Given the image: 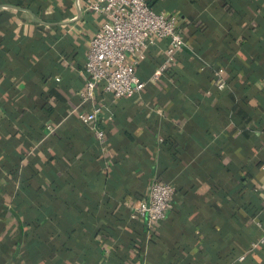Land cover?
I'll return each instance as SVG.
<instances>
[{"label":"crops","instance_id":"1","mask_svg":"<svg viewBox=\"0 0 264 264\" xmlns=\"http://www.w3.org/2000/svg\"><path fill=\"white\" fill-rule=\"evenodd\" d=\"M87 1L0 0V264H264V0H150L184 27L176 63L153 77L159 38L142 91L93 101ZM96 104L104 144L80 118ZM155 179L175 205L150 228Z\"/></svg>","mask_w":264,"mask_h":264},{"label":"built area","instance_id":"2","mask_svg":"<svg viewBox=\"0 0 264 264\" xmlns=\"http://www.w3.org/2000/svg\"><path fill=\"white\" fill-rule=\"evenodd\" d=\"M150 0H88L86 9L105 17L101 28L95 32L88 49L85 71L89 79L81 91L84 100L93 101L96 87L103 89L114 98L133 96L146 86L147 82L137 73L138 62L145 57L146 49L159 38L169 40L166 59L160 73L176 63L175 56L186 44L185 30L176 13L157 11ZM223 70L214 69L213 85L220 90L227 87ZM92 111L81 112V121L88 125L96 139L104 144L106 130L97 124L102 106H93ZM51 126H48L50 128ZM264 170V166H263ZM176 187L168 182L155 179L151 183L147 198L137 202L134 214L142 216L150 228L159 224L175 203ZM258 225H262L258 222ZM264 244V234L253 242L252 247ZM240 261L245 255H240Z\"/></svg>","mask_w":264,"mask_h":264}]
</instances>
